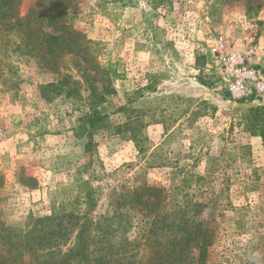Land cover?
<instances>
[{
  "label": "rangeland",
  "instance_id": "rangeland-1",
  "mask_svg": "<svg viewBox=\"0 0 264 264\" xmlns=\"http://www.w3.org/2000/svg\"><path fill=\"white\" fill-rule=\"evenodd\" d=\"M12 1L20 17L50 3ZM67 2L61 21L81 34L79 54L54 47L36 56L1 32L10 44L0 45V231L49 214L83 178L99 191L96 218L129 193L127 235L143 244L155 213L133 199L159 202L151 209L162 212L164 188L167 210L213 231L204 264H264V144L242 126L264 94L226 95L205 45L210 26L220 28L231 47L254 49L249 63L259 68L264 0ZM35 28L38 38L60 33L42 13ZM96 114L104 127L88 136L82 117ZM129 117L141 123L137 141L116 133ZM142 186L161 193L140 194Z\"/></svg>",
  "mask_w": 264,
  "mask_h": 264
},
{
  "label": "trees",
  "instance_id": "trees-1",
  "mask_svg": "<svg viewBox=\"0 0 264 264\" xmlns=\"http://www.w3.org/2000/svg\"><path fill=\"white\" fill-rule=\"evenodd\" d=\"M67 1L50 0L46 11H31L20 17L12 0H0V45L10 44L7 38L13 33L19 40L17 47L22 45L36 56L53 53L54 47L61 52L79 54L84 44V41H79L81 34L61 21L69 6ZM41 13L47 26L60 31L58 35L38 38L35 25ZM5 28L10 34L1 33ZM132 112L138 116L139 112ZM105 118L101 114L82 117L87 135L92 134L98 123L104 127ZM242 121L244 130L259 137L264 144V106L249 108ZM140 125V121L133 122L129 117L117 126L116 133L126 132L133 141H137L139 132L136 129ZM71 188L75 190L74 195L66 202H60L49 214H31L19 229L4 228L0 231V264H192V250H196L198 264H204L208 258L213 231L202 225V221L194 223L185 219L180 209L167 210L164 188L162 212L151 209L159 202L148 203L142 196L133 199L148 213H155L148 218L150 226L143 244L127 235L133 226L127 210L132 199L128 192L114 196L109 202L112 210L107 212L110 214L96 218L94 212L99 202V191L92 181L81 178ZM152 190L158 195L161 193L160 189L153 187L138 188L144 195ZM157 231H162L161 242L157 239ZM141 245L149 251L146 258L140 256Z\"/></svg>",
  "mask_w": 264,
  "mask_h": 264
},
{
  "label": "built area",
  "instance_id": "built-area-1",
  "mask_svg": "<svg viewBox=\"0 0 264 264\" xmlns=\"http://www.w3.org/2000/svg\"><path fill=\"white\" fill-rule=\"evenodd\" d=\"M206 20L211 23L208 17ZM210 27L215 36L207 39L205 45L225 94L232 99H242L251 94L263 95L264 61L259 64V68L250 65L253 48L240 50L231 47L220 28Z\"/></svg>",
  "mask_w": 264,
  "mask_h": 264
}]
</instances>
